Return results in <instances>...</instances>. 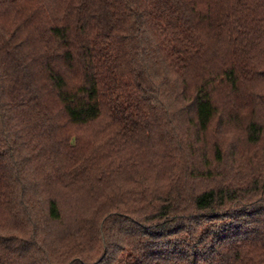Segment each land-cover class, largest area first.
Returning a JSON list of instances; mask_svg holds the SVG:
<instances>
[{"label": "trees", "instance_id": "1", "mask_svg": "<svg viewBox=\"0 0 264 264\" xmlns=\"http://www.w3.org/2000/svg\"><path fill=\"white\" fill-rule=\"evenodd\" d=\"M0 264H264V0H0Z\"/></svg>", "mask_w": 264, "mask_h": 264}]
</instances>
